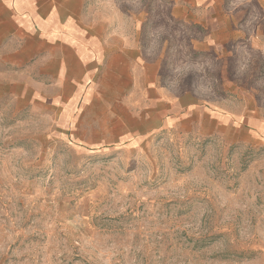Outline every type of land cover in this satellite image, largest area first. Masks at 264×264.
Returning <instances> with one entry per match:
<instances>
[{"label":"rangeland","instance_id":"rangeland-1","mask_svg":"<svg viewBox=\"0 0 264 264\" xmlns=\"http://www.w3.org/2000/svg\"><path fill=\"white\" fill-rule=\"evenodd\" d=\"M147 1L153 92L101 90L99 143L0 54V264H264V0Z\"/></svg>","mask_w":264,"mask_h":264},{"label":"crops","instance_id":"crops-1","mask_svg":"<svg viewBox=\"0 0 264 264\" xmlns=\"http://www.w3.org/2000/svg\"><path fill=\"white\" fill-rule=\"evenodd\" d=\"M141 1L0 0V54L11 67L7 72L27 74L37 98L61 106L62 120L80 144H96L101 141L93 136H107L80 131L88 128L83 114L91 105L108 104L101 90H115L116 96L135 90L138 95L155 85L156 52L142 40L140 18L146 13L140 11ZM168 1H179L186 15L199 5L202 23L219 3Z\"/></svg>","mask_w":264,"mask_h":264}]
</instances>
